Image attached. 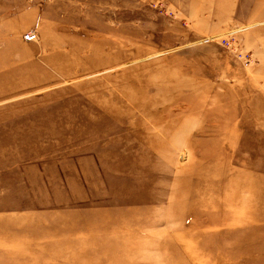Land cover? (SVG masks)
<instances>
[{
  "label": "rangeland",
  "instance_id": "rangeland-1",
  "mask_svg": "<svg viewBox=\"0 0 264 264\" xmlns=\"http://www.w3.org/2000/svg\"><path fill=\"white\" fill-rule=\"evenodd\" d=\"M0 264H264V0H0Z\"/></svg>",
  "mask_w": 264,
  "mask_h": 264
},
{
  "label": "built area",
  "instance_id": "built-area-1",
  "mask_svg": "<svg viewBox=\"0 0 264 264\" xmlns=\"http://www.w3.org/2000/svg\"><path fill=\"white\" fill-rule=\"evenodd\" d=\"M38 39L37 35L33 34V35H30V34H26L25 35V40L29 43H33V42H36Z\"/></svg>",
  "mask_w": 264,
  "mask_h": 264
}]
</instances>
